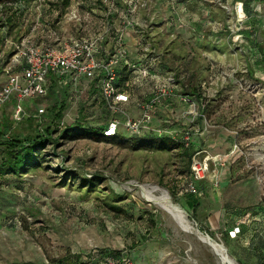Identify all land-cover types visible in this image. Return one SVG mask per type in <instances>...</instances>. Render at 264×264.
<instances>
[{
    "label": "rangeland",
    "instance_id": "rangeland-1",
    "mask_svg": "<svg viewBox=\"0 0 264 264\" xmlns=\"http://www.w3.org/2000/svg\"><path fill=\"white\" fill-rule=\"evenodd\" d=\"M239 1H0L1 83L12 52L26 41L39 48L57 47L103 35L110 53L117 39L127 50L129 36L137 38L150 29L156 53L168 58L172 73L181 72L180 78L173 77L177 87V80L200 72L207 106L199 120L188 105L172 101L178 118H159L156 111L137 135L124 123L137 120L139 111L135 114L127 105L111 109L89 81L71 83V76L54 81L48 98L34 102V108L47 110L38 122L44 128L54 121L49 109L66 100L63 118L53 126L58 142L39 148L37 161L20 178H0V264H100L102 257L134 264L132 251L152 237L172 249L165 264H222L202 236L226 248L236 264H264V75L258 74L264 73V0H250L251 21L242 16ZM130 2L136 6L133 11ZM217 22L222 28L213 27ZM177 29L196 31L186 42ZM240 29L253 31L261 62L252 63L244 54ZM216 36L222 40L219 47L212 46ZM232 47L239 54L233 59L227 55ZM147 49L152 50L141 42L140 49L127 51L131 59L133 53L144 58L142 50L149 53ZM152 67L157 71L159 64ZM123 80L129 92L139 87L129 84L127 74ZM38 99L26 100L24 108ZM10 107L0 112V128L9 137L33 135L36 125L11 121ZM115 119L126 138L104 139L102 129ZM185 126L195 133L190 163L180 145L158 139L180 140ZM132 135L140 138L130 139ZM194 157L209 165L205 178L196 182L198 195L188 190L194 182ZM164 195L183 210L190 230L152 200ZM115 251L121 252V262L110 255Z\"/></svg>",
    "mask_w": 264,
    "mask_h": 264
},
{
    "label": "built area",
    "instance_id": "built-area-1",
    "mask_svg": "<svg viewBox=\"0 0 264 264\" xmlns=\"http://www.w3.org/2000/svg\"><path fill=\"white\" fill-rule=\"evenodd\" d=\"M130 9L133 11L136 6L130 2ZM248 21L249 18L245 17ZM104 42V36L82 39L75 42L65 43L60 46H48L39 48L32 42L26 41L21 46H17L16 53L11 59V63L5 69L8 74L7 80L0 81V111H3L7 105L15 102L13 111V120L15 123H22L29 113L23 104L26 100L33 98L46 97L49 93V80L51 77L62 79L67 75H72L75 82L81 78L95 79L99 74L101 78V94L104 102L113 110L119 111V106L128 105L131 101V95L121 92L116 84L118 75L115 66L124 61L130 73L131 83L139 86H147L151 83L153 88L151 94L145 101L140 104V116L136 119H128L124 126L133 134L143 132L144 124L155 116V112L162 107L163 103L172 98L178 99L181 103L189 104L190 110L194 117L197 114L195 104L188 101L186 97L177 96V84L174 75L169 74L163 81L153 77L152 81L150 69L148 66L135 64L130 61V55L125 49L122 39H118L114 52L109 60L104 61L98 58L100 53V45ZM151 53L150 49H147ZM241 51V50H240ZM22 62L25 63L21 74H10L13 66H18ZM235 74V73H233ZM194 109V110H193ZM35 118H42L46 113L44 107L37 105ZM197 116V115H196ZM191 118V117H190ZM190 118H187L190 119ZM121 123L115 119L112 120L104 131L105 137H113L117 134ZM189 130V129H188ZM185 129L184 140L187 145L191 143V131ZM209 170L208 161H200L194 157L192 163L193 180L189 184V192L199 194L196 182L201 181ZM238 231L233 234L236 235ZM114 264L112 260L107 262Z\"/></svg>",
    "mask_w": 264,
    "mask_h": 264
},
{
    "label": "trees",
    "instance_id": "trees-1",
    "mask_svg": "<svg viewBox=\"0 0 264 264\" xmlns=\"http://www.w3.org/2000/svg\"><path fill=\"white\" fill-rule=\"evenodd\" d=\"M1 1V0H0ZM66 3L65 5H68L69 0H65ZM252 3V2H251ZM250 10H248L247 15H245V17L249 18V21H251V17L254 16L255 13L253 12L252 7H249ZM8 22H11V18H8ZM217 29L222 28L221 24L214 23V26ZM264 29V27L262 28ZM252 30V29H249ZM242 31V30H241ZM241 31H239L237 33V36H242ZM253 32V31H251ZM150 33V29H148L147 32L142 34V44L144 45V47L146 45H149L150 48H152V50L150 49L151 53H145L142 50V53H144V58H142L141 56V61L137 62L138 64H141L143 66H148V68L150 69L151 72V79L149 81H152L153 77L159 78L160 81H163L169 74H173L175 78H180V73L181 72H177V73H172L173 71V67L172 64L170 63V61L168 60L167 57H165L164 55H159L156 53L160 52L158 47L154 44V43H150V37L149 34ZM146 35V37H145ZM243 37H249V36H245V34H243ZM248 35V34H247ZM218 37V36H216ZM229 37V36H228ZM252 37H254V35H252ZM118 41V39H117ZM116 41V43H117ZM222 41V40H221ZM186 44V43H185ZM220 44V43H218ZM250 45L248 46V48H245V52L244 54L249 55V60L252 63H259L261 62L262 58L260 56V50L256 47V43L254 38L250 41L249 43ZM187 45V44H186ZM188 46V45H187ZM17 47V46H16ZM15 47V48H16ZM233 50H231V52L229 53L230 55H235L237 54V52H235V47ZM263 53H264V48H262ZM17 51H13L10 59H9V64L11 63V59L13 57V55L16 53ZM114 52V51H113ZM254 58H257V60H255ZM195 61V60H194ZM8 64V66H9ZM159 64L158 70L155 71V69L152 67L153 65ZM7 66V67H8ZM6 67V68H7ZM171 67V68H170ZM24 68H26V65L24 62H22L21 64H19L18 66H13L12 67V71L10 72V74H21L24 70ZM2 68L0 67V72H1ZM178 70V69H176ZM126 72V73H125ZM171 72V73H170ZM252 73V71H251ZM3 76L5 77V80H7L8 74L5 72V69L2 71ZM125 74L128 75V79L130 81V73L128 70V67L125 65L124 61H121L120 64L118 65V69H117V75H118V79L121 80L120 83L117 82L116 87L124 93H129V91H127L126 87L124 86L125 84H123L124 81H122V77L125 76ZM1 80V78H0ZM125 80V79H124ZM98 81V80H97ZM205 81V80H204ZM201 80V76H200V72H198V70H194L192 71L189 76H187V78L181 80H177L178 82V87L179 88V93H177V96H183L186 97L188 99L189 102L195 104L196 109H197V113H198V119L203 118L205 113H206V105L204 104V93L202 90V83L204 82ZM99 84H101V78H99ZM126 86H130L129 84ZM52 89H50V93H51ZM48 97H42L40 100L42 99H46ZM172 101H177L178 104H180L181 102L178 99L172 98L170 100H167L163 103L162 107L160 108H164L166 107L168 104V102H170V104H174L175 102ZM167 104V105H166ZM182 107L184 105H188L190 107L189 104H184L181 103ZM14 106H15V102H13L11 104V109L9 111V117L11 119V121L14 122L13 120V111H14ZM160 108L158 109V111L160 110ZM66 109V100H62V101H57L56 104L54 106H52L49 110L50 112L53 114V123H50L48 125H45L44 128H42V126H40L38 124V122L41 120L38 118H35L34 115L36 114V110L32 109L31 107L27 108V112L29 113V117H27L23 123L27 122L28 124H34L36 125V132L33 135H26L23 138H18V137H9L7 136V133L5 131H3L0 128V178L1 179H6L9 176H16L18 178H20L22 176V174H25L28 172L30 166L32 164H34L37 161V157H36V151L39 148L44 147L47 143H49V141L52 142V144L57 143V139H59V137L54 138V124L58 121H60L63 118V113L64 110ZM46 110V109H45ZM1 113L3 111H0ZM47 115V110L44 116ZM199 119V120H200ZM188 121H191L190 119H188ZM38 126V127H37ZM108 126V125H107ZM107 126L102 129L101 134L102 137L104 139H125L126 137L122 136L120 133V129L118 130L117 134L113 137H105L104 136V131L107 128ZM0 127H3V125H1ZM186 130L189 129L188 126L184 127ZM200 130V129H199ZM191 134L193 136H195V133L191 132ZM140 137H137L136 135H132L130 139H139ZM157 138V137H156ZM163 139L162 142L166 145H170L172 143H176L178 145H180L183 149H184V156L188 159V162L190 163L193 157V153L191 150H193L192 147L193 142L191 141V143L189 145H187V142L184 140V138H181L180 140L178 139H173L170 136H163V137H158V139ZM190 165V164H189ZM113 210L116 211H121V209H118L116 207H112ZM225 238L226 240L229 239L228 234H225ZM100 254V251H98L97 253H93V255L89 256V260L87 261L89 262H93ZM110 255L112 257H117L119 258V261L121 260L120 256H121V252L120 251H115V253H110ZM109 257H102L99 261L100 264H103L104 262H108ZM121 262V261H120ZM122 264V263H121Z\"/></svg>",
    "mask_w": 264,
    "mask_h": 264
},
{
    "label": "crops",
    "instance_id": "crops-1",
    "mask_svg": "<svg viewBox=\"0 0 264 264\" xmlns=\"http://www.w3.org/2000/svg\"><path fill=\"white\" fill-rule=\"evenodd\" d=\"M239 2L242 5V11H243L242 16L247 15L248 10H250L249 7L253 8V6L251 5L250 0H240ZM177 30H178V34L181 35L182 38L186 42H189L188 40H192V31L193 30L196 31V29H177ZM240 30H242L241 31L242 36H240V38L245 43L244 47L248 48V46L250 45L249 44L250 41L254 38V37H252L253 32L246 31L247 29H240ZM136 32L139 34L138 31H136ZM243 34H245V36H249V37H243L244 36ZM220 39H221L220 37H216L214 39L215 42L212 43L213 44L212 46L219 47L218 43H219V41H221ZM79 40H82V39L71 40V43L75 42V41H79ZM126 41H127V46H126L127 50L129 52H131L133 50L135 51L138 48L140 49V44L142 42V36L139 34L137 38L133 37V39L129 36L128 39H126ZM106 44H108V43H107V41L105 40V37H104V42L100 45V53L98 55V58L100 60H104V61L109 60L110 56L112 55V53L114 51L115 45H116V44L111 45V49L113 48L112 52L108 53L106 51V49H104L105 48L104 46ZM190 44L194 45V43H190ZM233 49L234 48H232L231 50H233ZM227 55L233 59L234 56L237 57L239 54L237 53L235 55H233V54L232 55L227 54ZM132 56L134 58H138V60L134 59V58H132V59L130 58V61L132 63L136 62L135 64H137V62L141 61V56L140 55L136 56V53H133ZM115 67H116V70H117L118 66H115ZM250 67H252V65H250ZM260 71H259L258 74L260 76L264 75V73L260 72ZM68 76L72 77V75H67L66 77H63L62 79H58L57 77H51L50 80H49V91L52 88V84H53L54 81H58L59 80L60 83H62V81L65 78H67ZM99 78H100V74L95 79L81 78L79 81L75 82L73 77H72L71 78V83L74 82L76 84H79L81 81L82 82L83 81H89V84H90V86L92 88V91L94 93L100 94L101 97H102L101 88H100L101 84H99V82H98ZM120 81L121 80L118 79V83H120ZM129 84L133 85L131 83V80L129 81ZM137 86H139V85H137ZM152 86H153L152 83L150 85H147V86H144V87L143 86H141V87L139 86L138 88L133 89V90H131L128 93L129 95H131L130 96L131 97V101L129 103L130 105L128 104L127 106L131 107L135 114H137L138 111L140 113L139 106H140V104H142L143 101L148 99V97L150 96V94H151L150 90L153 88ZM176 90L179 91V88L178 89L176 88ZM49 94H50V92L48 93V95L46 97H48ZM40 99L41 98L36 100L37 102L35 100L33 102H28L27 103V108L31 107L32 109H34V102L39 104L40 103ZM179 105H181V103ZM174 107L178 108L177 105L169 104L167 107H165L163 109H160L158 111L157 115H159V118H161L162 116H165V115H167V116L174 115L175 117L178 118L180 115L178 114L177 110ZM181 115H182V113H181ZM215 161H217V159H215ZM132 255H133V258H134V264H165V262L168 259H170V257L172 256V249H171L169 244H166L163 241L158 240V238L152 237L151 239H147V240L142 241L141 243H139L136 246V249H134V251H132Z\"/></svg>",
    "mask_w": 264,
    "mask_h": 264
},
{
    "label": "bare ground",
    "instance_id": "bare-ground-1",
    "mask_svg": "<svg viewBox=\"0 0 264 264\" xmlns=\"http://www.w3.org/2000/svg\"><path fill=\"white\" fill-rule=\"evenodd\" d=\"M152 200H154L159 205H161L162 208L168 214H170L186 231L191 229L190 226L188 225V222L186 221V217H185L183 210L179 206L174 205L169 197L164 195L162 198H160V200H157L154 198ZM202 240L205 243H208V245L210 244L214 247V250L217 253V255L221 257L222 264H236L227 255L226 248H224L221 245L216 244L215 242L210 240L208 237L202 236Z\"/></svg>",
    "mask_w": 264,
    "mask_h": 264
},
{
    "label": "water",
    "instance_id": "water-1",
    "mask_svg": "<svg viewBox=\"0 0 264 264\" xmlns=\"http://www.w3.org/2000/svg\"><path fill=\"white\" fill-rule=\"evenodd\" d=\"M208 238L210 239V240H212L209 236H208ZM213 241V240H212Z\"/></svg>",
    "mask_w": 264,
    "mask_h": 264
}]
</instances>
